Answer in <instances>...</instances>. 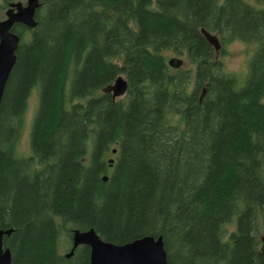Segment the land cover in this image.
Here are the masks:
<instances>
[{
  "label": "trees",
  "instance_id": "16d2710c",
  "mask_svg": "<svg viewBox=\"0 0 264 264\" xmlns=\"http://www.w3.org/2000/svg\"><path fill=\"white\" fill-rule=\"evenodd\" d=\"M38 4L33 29L11 28L20 40L0 103L11 264H89L85 244L59 251L88 230L116 245L161 236L168 264H264V0ZM234 42L254 47L242 79L219 59ZM165 52L190 68L171 69ZM118 75L127 92L113 101L101 90Z\"/></svg>",
  "mask_w": 264,
  "mask_h": 264
},
{
  "label": "water",
  "instance_id": "95a60500",
  "mask_svg": "<svg viewBox=\"0 0 264 264\" xmlns=\"http://www.w3.org/2000/svg\"><path fill=\"white\" fill-rule=\"evenodd\" d=\"M38 0H27L25 5L14 3L6 18L0 21V103L10 72L15 64L20 37L11 31L15 24L26 28L35 27V13L38 8ZM207 43L217 53L221 48L218 38L206 31L201 30ZM183 61L178 58H171L167 65L172 69H179ZM102 93L110 94L113 101L123 97L127 92V81L118 75L112 83L102 88ZM204 90L200 96V101ZM115 153V150L112 151ZM110 166L113 159H108ZM107 176L102 180L106 182ZM12 229H0V264H11V254L8 248L3 245V238L9 236ZM85 244L89 247V264H168L166 251L161 236H143L131 242L116 245L101 240L93 230L85 232L74 231L72 236V248L65 255L72 256L75 248Z\"/></svg>",
  "mask_w": 264,
  "mask_h": 264
},
{
  "label": "rangeland",
  "instance_id": "374dc122",
  "mask_svg": "<svg viewBox=\"0 0 264 264\" xmlns=\"http://www.w3.org/2000/svg\"><path fill=\"white\" fill-rule=\"evenodd\" d=\"M26 1L27 0H12L9 2V5L6 9H2V4H1L2 1L0 0V21L5 19L7 13L11 11L12 4L20 3L22 5H25ZM224 49L225 51L224 53L222 52V55H220L219 59L224 65L225 70L227 72L234 73V75L237 76V79H242L247 71V63L251 53L254 50V47L252 45L248 46L239 42H234L226 46ZM219 51L217 53H219ZM164 57L167 63L171 58L181 59L183 63L180 68H190V65L186 62V60L183 57L175 56L171 52H165ZM173 70H177V69H173ZM122 77L124 78V76ZM37 106H38V93L36 90H33L28 99L27 107L24 112L23 124L19 131L17 152L21 156L30 155L29 135L31 131L32 120L36 112ZM107 157H108L107 160L113 159L112 156L111 157L107 156ZM228 229L232 230L233 225H230ZM259 238L262 239L260 248L264 253V231L260 232ZM69 248H70L69 242L68 244H66L64 243V240L60 241L59 251L61 252L62 255H66L69 251Z\"/></svg>",
  "mask_w": 264,
  "mask_h": 264
}]
</instances>
